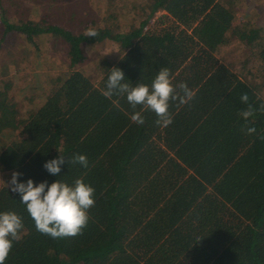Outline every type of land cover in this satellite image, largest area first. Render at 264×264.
I'll return each mask as SVG.
<instances>
[{
    "label": "trees",
    "instance_id": "obj_1",
    "mask_svg": "<svg viewBox=\"0 0 264 264\" xmlns=\"http://www.w3.org/2000/svg\"><path fill=\"white\" fill-rule=\"evenodd\" d=\"M29 1L12 0L9 16L0 0V66L23 61L5 42L13 31L32 44L35 37L62 39L70 70L27 107L16 100L27 84L0 76V180L7 184L13 172L21 173L19 183L31 179L34 186L81 179L94 188L95 204L82 234L52 239L0 182V212L23 220L4 264H264V111L247 121L239 115L248 106L241 94L258 109L264 86L215 56L231 35L248 46L259 37L258 29L237 22L235 0H145L138 24L120 33L94 26V38L70 31L84 24L73 13L64 29L48 23V11L64 0ZM36 4V16H18ZM158 11L170 24L143 30ZM104 39L117 41L120 54L105 62L96 83L75 66L84 61L85 46ZM161 67L174 87L186 83L194 92L186 104L170 102L167 127L155 123L153 112L133 110L126 95L102 94L112 68L125 83L150 86ZM134 111L142 125L131 120ZM245 125L257 132L247 135ZM74 154L86 156L88 166L67 164ZM59 155L65 164L51 176L43 165Z\"/></svg>",
    "mask_w": 264,
    "mask_h": 264
},
{
    "label": "rangeland",
    "instance_id": "obj_2",
    "mask_svg": "<svg viewBox=\"0 0 264 264\" xmlns=\"http://www.w3.org/2000/svg\"><path fill=\"white\" fill-rule=\"evenodd\" d=\"M2 1L7 7L6 15L13 16L12 0ZM144 1L64 0L58 7L48 11V23L64 29L67 15L73 13L76 17H82L84 21L82 27H69L74 34L85 32L86 29L94 26L106 27L115 33H120L126 31L131 24H138L141 20V17L138 18L141 13L140 7ZM22 2L24 5L31 4L29 0ZM233 7L237 22L242 25V29L254 27L258 29L259 37L255 44L248 46L238 37L231 35L227 43L216 49L215 56L230 66L231 70L235 72L240 70L246 75L247 80L264 86V0H235ZM39 10L40 7L36 4L30 12L20 13L18 16L34 17ZM170 22L171 18L164 11H158L148 20L143 30L149 29L150 26L162 28ZM5 42L10 45L12 55L19 56L18 61L21 59L23 61L15 65L9 59H5L0 66V76L17 77L20 79L19 85L27 84L17 92L16 100L19 101L17 104L23 102L24 107H27L28 103L32 106L38 105L51 88L50 82L70 70L66 44L62 43V39L56 42L51 38L47 40L40 37H35L32 44L22 38L20 33L13 31L8 32ZM34 44L39 48L34 49ZM85 52L84 61L75 67H79L97 83L105 62L113 60L120 54V45L115 40L104 39L85 46Z\"/></svg>",
    "mask_w": 264,
    "mask_h": 264
},
{
    "label": "clouds",
    "instance_id": "obj_3",
    "mask_svg": "<svg viewBox=\"0 0 264 264\" xmlns=\"http://www.w3.org/2000/svg\"><path fill=\"white\" fill-rule=\"evenodd\" d=\"M97 35L98 33L92 28L85 30L86 37L94 38ZM108 73L102 94L106 98L113 95H126V100L133 110L141 106L153 112L157 117L155 123L158 126L167 127L172 123V116L169 112L171 101L183 105L194 97V92L188 88L186 83L173 86L169 69L166 67L159 69L150 86L142 83L132 86L129 82L125 83L124 74L118 68H112ZM240 100L241 103L248 105L239 113L245 121L256 111H264V104L255 109L248 103L247 93L241 94ZM131 120L140 125L144 123V118L138 111H134ZM244 130L247 135L257 132L256 127L246 125ZM68 163H78L85 168L88 166L86 156L79 154H74L70 161L67 160ZM64 164L65 157L59 155L56 159L47 161L43 168L49 175L57 176ZM20 175L19 172H13L7 184L3 180L0 182H3L12 193L18 194L19 201L25 205V210L38 232L52 239L69 238L82 234V230L87 227L89 221L88 210L95 204L93 187L85 184L81 179H76L71 186L59 180L51 184L43 181L34 186L31 179L26 183H19ZM22 229L21 216L12 211L0 212V264H4L8 258L13 243L20 240Z\"/></svg>",
    "mask_w": 264,
    "mask_h": 264
}]
</instances>
